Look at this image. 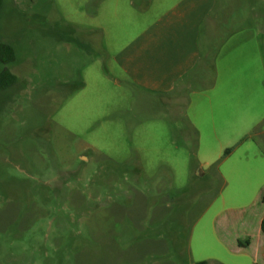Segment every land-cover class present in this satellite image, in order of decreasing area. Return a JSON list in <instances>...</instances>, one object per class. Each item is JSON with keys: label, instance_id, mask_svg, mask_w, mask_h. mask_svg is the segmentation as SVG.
<instances>
[{"label": "rangeland", "instance_id": "rangeland-1", "mask_svg": "<svg viewBox=\"0 0 264 264\" xmlns=\"http://www.w3.org/2000/svg\"><path fill=\"white\" fill-rule=\"evenodd\" d=\"M177 1L3 0L17 84L0 91V264H234L215 233L253 204L257 175L223 161L248 127L216 139L114 59ZM216 15L220 38L264 26V0H218Z\"/></svg>", "mask_w": 264, "mask_h": 264}, {"label": "crops", "instance_id": "crops-1", "mask_svg": "<svg viewBox=\"0 0 264 264\" xmlns=\"http://www.w3.org/2000/svg\"><path fill=\"white\" fill-rule=\"evenodd\" d=\"M217 10L218 0H178L141 25L114 59L137 89L194 111V118L185 114L191 125H214L216 139L218 127H248L230 133L234 150L220 159L230 162L231 173L257 175L253 204L215 234L239 259L234 264H264V153L251 135L264 126V26H227L220 38Z\"/></svg>", "mask_w": 264, "mask_h": 264}, {"label": "trees", "instance_id": "trees-1", "mask_svg": "<svg viewBox=\"0 0 264 264\" xmlns=\"http://www.w3.org/2000/svg\"><path fill=\"white\" fill-rule=\"evenodd\" d=\"M3 9V0H0V17ZM16 60L15 48L3 43L0 45V63L3 65V69L0 72V91H5L14 87L17 84V77L11 72L9 65ZM232 150H227L225 155H229ZM262 202H264V192L262 193ZM262 232L264 233V219L262 221ZM199 264H209L208 262H201Z\"/></svg>", "mask_w": 264, "mask_h": 264}]
</instances>
